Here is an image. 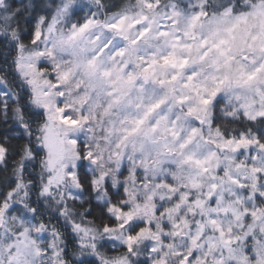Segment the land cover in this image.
<instances>
[{"label":"snow or ice","instance_id":"1","mask_svg":"<svg viewBox=\"0 0 264 264\" xmlns=\"http://www.w3.org/2000/svg\"><path fill=\"white\" fill-rule=\"evenodd\" d=\"M0 264H264V0H0Z\"/></svg>","mask_w":264,"mask_h":264}]
</instances>
